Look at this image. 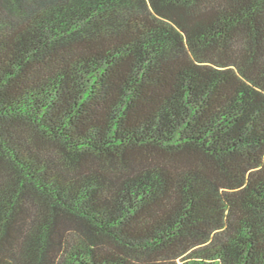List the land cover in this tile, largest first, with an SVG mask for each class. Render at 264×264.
Returning a JSON list of instances; mask_svg holds the SVG:
<instances>
[{
	"label": "trees",
	"instance_id": "16d2710c",
	"mask_svg": "<svg viewBox=\"0 0 264 264\" xmlns=\"http://www.w3.org/2000/svg\"><path fill=\"white\" fill-rule=\"evenodd\" d=\"M0 264H264V0H0Z\"/></svg>",
	"mask_w": 264,
	"mask_h": 264
}]
</instances>
